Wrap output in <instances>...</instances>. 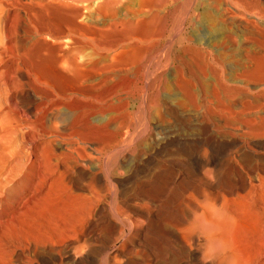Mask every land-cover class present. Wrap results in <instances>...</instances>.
Instances as JSON below:
<instances>
[{
	"label": "rangeland",
	"instance_id": "1",
	"mask_svg": "<svg viewBox=\"0 0 264 264\" xmlns=\"http://www.w3.org/2000/svg\"><path fill=\"white\" fill-rule=\"evenodd\" d=\"M205 1H206L207 5L209 4L208 6H206L207 10L211 11L213 14L217 15V17H218L217 21L213 22V25L210 24L211 17L207 16L206 18H202V14H201L202 8L199 7L200 5L199 6L197 5V3L199 4L198 0H155V1L154 0H150V1L149 0H0V144H2V145H0V147L5 146L6 145L5 142L8 143L10 141L8 143V145L9 144L11 145V143L17 144V143H21L24 140V138H25L24 132L27 131V128L26 127H24V128L20 127L19 129H17L19 127V123L21 124V121H23V122L27 121L28 122V123L26 122L27 124H29V122H30V124H33V127L39 128L41 126V120L46 116H47V118H45L46 121L44 119L45 126L49 127L51 130H53V132L56 131V128H61V131L63 132L62 134H65V135L61 136L60 138H58V140L56 139L57 136L56 137L55 136L50 137L49 139H52V140L54 139V140H57V141L62 142V143H67V142L73 141L74 139H75L74 141H76L79 138L80 139L79 142L84 141L83 143H85L88 141H94L96 143L97 142L99 143V144H97L98 146H101L103 144V142L105 140H107L108 137H106V136L109 135V134H107V135L102 134V132H107V133L111 132V126L107 124L106 120H108L110 118L112 120L114 119V121H115V118H117V116H118V118L116 119V124H115V122H113V124L118 129L116 132H118L120 135H123V133H121V132L124 131L125 135H123L122 137H119L118 136L119 134L118 133L116 134L117 138L119 137L120 141H119V139H117L114 136V134L110 133V134H112V136L109 135L110 145L113 146L112 144L117 143L118 146H115L112 148L109 145V142L107 140V141H105L107 144L104 142L105 145L104 146L102 145V148H104V151L102 150L101 154H96L97 152H95V154H94V152L92 151V148H91L93 146H87V148L90 149L89 152H90L91 156L93 158H95L94 155L95 156L97 155L98 158L96 156V159L98 161L103 159L104 160L103 163H106V164L104 165L102 163V160L99 161V162H101V164L100 163L99 164L103 167L105 166L104 168L106 171H107V168L110 167L111 164H114L115 160H117V158H119V157L120 158L117 161L122 160L123 157H127L126 159L124 158L122 160L125 163V164L123 163V165L125 167H127L130 165V163H128L129 158L135 157L134 161L139 160L142 156V152H143V155H148L149 149L152 147H155L157 145V142L161 139L160 136H162V138H164V139L167 138L166 140H168V141H165V143L167 144L169 151L167 150L166 154L168 156L166 155L164 157L165 160H163L164 165H166V166H164L165 169H164L162 175H166V176L168 175L166 178H171L175 174H178V179L176 180L175 185L172 187H176L177 185L178 186L176 187L177 188L176 190H175V188H172L173 192H171V195L176 194L175 192L180 193V190L178 188L180 186H182V187H180L181 190L189 188V187L193 188L195 186H198L197 192H199L200 194L198 193L197 196L203 195V193H205V194L207 193L208 196H212V195H215L214 191H216V190L219 191L218 189L222 188V186H226L227 185L226 183H231L235 180V178H237L236 174H238V173H237V170L235 169L236 168L235 165H237V167L240 165V167H242V168L245 166H247L249 168H251L253 166L255 167L256 164L258 166H260L261 165L260 160L262 161L261 155H260L261 157L259 156L261 158L260 159L259 157H257L258 155L254 156V157H251V156L248 157L247 154L242 153V152L246 151L245 149H247L248 145L250 146V143H247L249 138L246 136V133L248 132L249 128L248 127L246 128V124L241 123V122H244L247 119H250V117H251V119H254V121L256 122L257 121V117H256L257 114L256 113H258V116H259L258 120L259 121H257V122H259L260 125L258 123H254V125H252V128L255 126V124H258V125H256L255 129L256 128L260 129L262 126L261 125L262 121L260 120V113H259V110L255 107V105L259 102L260 98L262 96H264V92H262V90H261V89H264V87H260L261 83H256L255 79H257L256 76L258 73H264V71H262L264 69H261L262 67H260V68H257V69H259L258 71H257V69L253 71V68H251V71H253V74H254V72H256L257 74L255 73L253 75L252 72H250L252 74V75L250 74L252 76V78L250 75H248V77L246 78L247 82L250 80V78L252 80L253 77H255L253 79L254 83H253V80L252 81L250 80V84H247V85L241 81H232L231 82L230 80H228L229 78H227V77H229L232 74V71L234 70L232 67L230 68V66L226 67L228 65L225 66L227 69L225 67L223 69V71L226 69V71H224L225 75H222V76L220 75L221 74V68L219 67L218 63H216L217 61H215V59L217 58V56L220 52H223L222 50L227 49L225 45L221 44V42L223 43V40L224 41L226 40L225 36H227L229 34L228 30L231 29V25H230L231 21H232L231 24H233L234 20H235L236 24L238 23V25H239L237 28L240 30V32L239 33L237 32V34H238V36L239 35H241V36H239V37L237 36L238 39L241 40L244 31H242L243 28H239V27H242V26H240V22L238 21L239 19H237V18L231 19L233 17L232 14L229 13V11H227L228 9L232 10V8L230 6H228L229 4H227V2H229V1H227V2L223 1L224 3L222 5H219V6L216 5V7H215V2H212L211 0H210V2H209V0L208 1L205 0ZM97 4H98V6L100 4L102 5V7L100 5L101 10L96 9ZM197 6H198V8H197ZM222 9H224V10H222ZM225 9L228 13H226ZM222 11H224V13ZM77 12L79 13V16H80L78 18L76 17V16H78ZM219 18L220 19L223 18L224 20L222 19V21H221V20H219ZM21 21H22V23H21ZM75 21H77V22L75 23ZM78 22L81 23V26L79 25ZM76 24H78V26H80L81 28H83L82 26H84L86 31H85V29L79 30L80 27L78 29L77 28L78 26L77 27L73 26ZM138 24H139V26H138ZM212 26H214V27H212ZM87 28H88V30L90 29V32L87 30ZM98 28H99V30H98ZM77 29L79 30V33H78ZM75 30H76V32H75ZM93 30H94V32H92ZM80 31L85 32L86 33V34L84 33L85 36L87 35L86 37H89V38H86V40H84L85 39L84 36L81 37V34H83V33ZM95 31H97L101 37ZM100 32H101V34H100ZM96 34H97V36L94 37ZM73 35H74V37H73ZM76 35L78 37L80 36V39L77 38ZM70 37H72V38H70ZM81 38H83L84 41H82ZM70 39H74L76 41V43L81 41L82 43L79 42V44H81V46L83 45V47H81L79 44H77L75 46V41L74 40L70 41ZM77 39H79V41H77ZM90 40H93V42ZM94 40H96V41H94ZM72 41H74V44L72 43ZM86 41H87V43H85ZM68 43H70L72 47H73V45L75 47L72 48L69 45L70 48H68L69 46L68 47L65 46V45H68ZM92 43H95V44L100 43V44L95 45ZM258 44H259V46H261V48H264V41L261 40L260 43H257V45ZM87 45H89V46L87 47ZM92 46H94V47H92ZM76 47L79 48L80 51H79V49L76 50ZM97 47L101 48V49L99 48V50L102 54V62H103L102 66H103V70H104V74L102 75L103 85L99 86L100 84H102V82L100 81L101 83L99 82L100 84L98 85L99 89H97L98 87L96 86V84H98V83H96V84L94 83L96 81H94L91 77L89 78L88 75L87 76L84 75L86 72L83 73V71H81L82 74H80V75L75 74L76 70H75V72H73V69L75 68L74 66L76 64L79 63V65H80V63H85L87 59H88L87 61H89L90 57H91V59H90L91 61L94 60V56L92 54H94L93 51H95V49ZM71 48H72V50L75 49L73 51V53H75L74 55H73V53L72 54L70 53V52H72ZM81 48H86V49H83V51H84L83 52ZM221 48H222V50H221ZM66 49L70 50V52H68ZM64 53H67V55L70 56L69 57L65 54L68 57V60L70 58H72V60H69V62H68L69 64L65 61V59L67 60V57L65 56L63 58ZM76 53H78V56H75V55H77ZM89 53H90V55L93 56V58H92V56L85 55V54H89ZM79 55H81V56H79ZM212 55H214V56H212ZM72 56L73 57L75 56V58H73ZM82 56H84V57H82ZM85 56L86 57L88 56V57L86 58ZM114 56H116V57H114ZM76 58H77V60L78 59H80V60L78 61V63H75V65L72 66L74 68H70L71 67L70 65L73 62V60H74V62L75 61L77 62V60H75ZM83 58H85V59H83ZM62 60L65 61L64 63L66 65L63 63ZM17 62H18V66H15V63L17 64ZM67 64L69 65V69L67 67L68 66ZM17 67H19V69L26 76V78L28 80L27 83L28 84L30 83L29 84L30 89L32 88L31 86H34L31 89V91L35 89L36 91H34V92L37 93L36 88L39 86L38 92H41L40 94L39 93L36 94L37 97L35 96V93L32 92L35 96L34 98H36V101H37L36 106L39 105L41 102L42 103H41L40 107L37 106V109H35L36 106L34 105L35 106L34 110L33 109H32V111L30 110L31 114L29 113L28 110H26L27 108H29L28 105H30L29 103H31V102H30V97L27 95V93L24 92V89H23L24 87L23 88L20 87L18 89L16 88L17 90L14 89L15 87H18V85L20 86V84L17 83L18 82L17 79L19 78V72L17 70ZM229 68H230V70H229ZM70 69H72V71H70ZM218 70H219V72H218ZM68 71H70L71 73H69ZM215 72L219 75L217 76V74ZM72 73H73V75L75 74L74 76H76V77L77 76H79V78L81 77L80 81H78L79 80L78 77H77L78 78L77 79L73 75H71ZM215 74L217 76L216 79H215V77H216ZM81 75H84V76H81ZM223 76L224 77L226 76L225 79ZM82 77H83V79L85 77V81H83ZM220 77L222 78V80ZM86 78H88V79L86 80ZM226 78H227V80H226ZM15 79H16V81H15ZM89 79H91V80H89ZM217 79H218V83L216 82ZM10 80H13L14 85L17 83L16 84L17 86L11 87L12 82ZM88 80L93 81V82H87ZM223 80H224V82H222ZM225 80H226V83H225ZM227 81H229V82H227ZM6 82L9 84L11 83V85H7ZM214 82H216V83H214ZM31 83H33V84H31ZM76 83H78V84H76ZM85 83H86V85H84ZM92 83H94V84H92ZM219 83H220V85H218ZM239 83H241V84H239ZM35 84H37V85H35ZM79 84H80V86H82V85H84L86 87L88 86L87 88H89V90H87V91L83 90L82 87L79 86ZM90 84L93 86L95 85L94 86L95 88L97 87L96 92H95L96 89L93 88ZM215 84H217V85H215ZM224 85H225V87L229 88V93L231 92L232 94L231 93L227 94L228 91H227V88L223 87ZM199 86H200V88H199ZM216 86L218 89H216ZM244 86L247 87V89ZM261 86H264V85H261ZM10 87L13 89H11ZM86 87H83V88L85 89ZM236 87L237 88L239 87L243 90L240 92V89H238V90L234 89ZM78 88L81 89L82 91L77 90ZM224 88H225V91H227L226 94H225ZM254 88H256V89H254ZM19 89H21V91ZM39 89H41L43 92L40 91ZM90 89H92V90H90ZM202 89L204 91V94H203ZM257 89L260 93H258ZM74 90L78 91V92L75 91L77 94L74 92ZM236 90L238 92H236ZM22 91H23V93H22ZM83 91H86V92H83ZM89 91H90V93H89ZM97 93L98 94L100 93L98 95L100 97L97 96ZM41 94L43 97L40 96ZM155 94H157V95H155ZM92 95L93 96L95 95V97H93ZM206 95H208V96H206ZM258 95L260 96V98ZM26 96H28L27 97V100L29 99L28 102L25 98ZM157 96L159 97V99H157V100L154 99ZM223 96H226V97L230 96L229 97L230 100L228 99V97L224 98ZM257 96H258V98H257ZM44 97H46L45 100L43 99ZM96 97H98V98H96ZM214 97H216L217 99L219 98L218 102L215 100L216 98H214ZM60 98L63 101V104H62V101L60 102ZM117 98H120V99L122 98L121 99L122 101H120V99H118L116 101ZM38 99H40L41 102L38 101ZM49 99H51L53 104L50 103L51 101ZM99 99H102L101 100L102 102L99 101ZM225 99H226V101H225ZM54 100H56V101L54 102ZM147 100H149V101H147ZM154 100H156V101H154ZM158 100L161 102L164 100V102L166 104L165 105L163 102V104L165 106L164 109L167 108V109H165L166 114L164 113L165 112L164 110H163L162 115L160 114L159 111H157L158 110L157 104L159 102ZM46 101H47V103H46ZM98 101H99V103H98ZM103 101L105 103L106 102L107 103L105 104ZM124 101H125V104H123L124 107L119 106L120 103L122 104ZM219 101H220V103H219ZM15 102H17V103H15ZM94 102H96V104ZM151 102H153L154 105H156V106L151 104ZM221 102H222V104H221ZM57 103H59L58 104L59 106L56 105ZM92 103H94V105ZM102 103H104V104L102 105ZM249 103H250V105H249ZM47 104L49 106V109L47 108ZM49 104H52V105H49ZM60 104H62V105L66 104V105H64L66 107H64V106L62 107V105H60ZM109 104L110 105L112 104L111 106L113 108L115 107L117 109V112L113 113L116 110L112 111V109L109 108V107H111ZM147 104H149L150 106L152 105L151 107L153 109L151 110V107ZM239 104L241 106H239ZM43 105H46V106L43 107ZM96 105H97V108H99V109L94 108V107H96ZM145 105L149 106L150 110L148 109L149 107H146ZM51 106L53 107L54 110L51 109L52 108ZM102 106H104L105 109ZM125 106H126V108H125ZM251 106H254V108H253L254 111L256 109L257 110L255 112L254 111L251 112L253 110V109L249 110V108ZM55 107L58 109L62 108V110H64L65 114L60 109L57 111ZM101 107L104 110H106V108H107V110L110 109V111H108V112L106 111V113L109 115H107L106 113L103 115L102 114L98 115L99 113H102V112L104 113L103 110H102V112H100ZM119 107L121 109L120 112H119V110H120ZM65 108H67V109H65ZM145 108L148 109V110H146L148 112L145 111ZM38 109L41 110L42 112L37 111ZM95 109L97 110V112L98 111L99 112L98 113L95 112V114H94ZM45 110H46V112H45ZM48 110H50V111H48ZM155 110L159 113H157V112L155 113ZM22 111H23V113H21ZM54 111L56 112V115L58 114L59 116H55ZM86 111L89 113H92V114L88 115L89 113H87ZM90 111H93V112H90ZM126 111L130 112V114L127 113ZM241 111H243L244 114ZM57 112H59V113H57ZM125 112L127 113V115H131V116H127V119H128V117H130V119L132 118L131 120L130 119L127 120L126 115H125V117H124V115H122L123 113L126 114ZM38 113H39V115H38ZM253 113H254V116L256 117V120H255V117L253 115H250ZM66 114H68V115H66ZM82 114L84 115L85 120L83 119ZM114 114H116V115H114ZM147 114L149 116H147ZM156 114H158V115L160 114V115L158 116ZM60 115H61V118H59ZM63 115H65V116H63ZM85 115H87L88 117ZM143 115L146 117H144ZM154 115L156 118H154ZM25 116H28V117H25ZM80 116H82V118H79ZM95 116L96 117L100 116L99 119L102 117H104V118L106 117V119H105L106 124L104 121H103V123H101L102 120H104V118L100 119V123H95L96 121H94L92 118ZM150 116L152 119L148 120L150 118ZM29 117H30V119H29ZM34 117H36V118H34ZM53 117L55 118L56 121H54L52 119ZM56 117L58 119H56ZM62 117L64 119H66V121ZM67 117H71L70 118L71 121ZM107 117H108V119H107ZM121 117L125 118V119H122ZM239 117H241V118H239ZM244 117H246V120ZM252 117H254V118H252ZM16 118L19 120H17V123H18L17 127L14 128V122H15V126L17 124L15 121ZM21 118L23 120H21ZM31 118H33V119H31ZM77 118H79V119H77ZM86 118L88 119L90 124H92L93 122L95 124L90 125L88 123V121L86 122ZM157 118H159L158 119L159 121H164V122L163 123L158 122ZM161 118H162V120H161ZM163 118H164V120H163ZM145 119L147 122L149 121V123L144 121ZM79 120H83L85 122L84 127H82L83 121L81 122ZM126 120L129 124L126 122L127 125L124 123V126H123L122 122H124ZM156 120H157V122H156ZM18 121H20V122H18ZM31 121H32V123H31ZM36 121H38V123ZM62 121H64V122H62ZM73 121H74V123H73ZM119 121L122 124H118ZM131 121H132V123H131ZM23 122L21 125L24 124ZM67 122H72V123L67 124ZM144 122L146 123V125ZM153 122H154V124H153ZM46 123H48V124H46ZM64 123H66L67 125ZM86 123H88L90 125V126H88V129H86L87 128L86 126L88 125ZM74 124H76V125H74ZM96 124H97V127H94V126H96ZM98 124H102V125L104 124L106 126L105 127H103L104 125L98 126ZM54 125H57V126H54ZM68 125L69 126L71 125V127L69 128ZM79 125L81 126L79 129H81V130H79L77 127ZM121 125L123 126V129L120 128V127H122ZM10 126H13L12 127L13 130L11 129ZM23 126H25V125H23ZM63 126H64V129H62ZM101 126L103 127V130H102ZM118 126L120 129L118 128ZM143 126L144 127L148 126V127H150V129L148 130V127H145L147 129H145V128L143 129ZM89 127H91V129H89ZM141 127L143 130H141ZM21 128L23 129L22 130L23 132L21 131ZM131 128H132V130H131ZM93 129L95 132H97L99 130L100 134L105 136V137L103 136L104 139H102L103 137L99 134V132H98V135H95L97 133L93 132ZM124 129L128 132V135H126L127 132ZM134 129L138 130V131L140 130L141 134L144 135V137H146V138H144L139 132L133 131ZM154 129H155V131H152ZM161 129H163V131L165 133ZM246 129H247V131H245ZM10 130H12V132ZM72 130L73 131L75 130V131L72 132ZM76 130L82 131V132H80V134H79L78 132H76ZM86 130L88 132L87 133V135H88L87 140L85 139L86 136H84L85 138L82 136V135H84L82 133L83 132L85 133ZM91 130H92V133L89 134V132H91ZM119 130H120V132H119ZM157 130L158 131L161 130L160 133L157 132ZM243 130H244V132H243ZM8 131H10V133ZM129 131H131V132H129ZM143 131L145 133H142ZM70 132H71V134H69ZM74 133L76 135L75 137H74ZM77 133H78V135H77ZM129 134H130V136H129ZM135 134H137V136ZM139 134H140V136H138ZM164 134L166 137L164 136ZM15 135H17V136H15ZM85 135H86V133H85ZM90 135H92V139H91ZM70 136H72V137H70ZM11 137H13V138H11ZM93 137H95L94 140H93ZM123 137H124V139H123ZM138 137H139V139H138ZM237 137L238 138L240 137V138L238 139ZM97 138H99V139L101 138V139L98 140ZM135 138L137 139L136 140L137 142L135 141ZM241 138H242V140H240ZM131 139H133V140L131 141ZM244 139H245V141H244ZM101 140H104V141L102 142ZM124 140H126V141H124ZM127 140H128V143H127ZM141 140L142 141L144 140L143 141L144 143ZM256 140H257V142L259 141V139H256ZM57 141L55 143H57ZM132 142L134 144H132ZM148 142L150 144H152V143L153 144L150 146V144ZM3 144H5V145H3ZM125 144L126 145L129 144L130 146L127 145V147H126V146H124ZM148 144L150 147H148ZM240 144H242V145H240ZM243 144H246V145L244 146ZM106 145H108V147ZM228 145H229V147H228ZM121 146H122V149H121ZM132 146H134V147H132ZM223 146H225V147H223ZM209 147H214V148H217L219 150L222 149V152L221 153L218 152L216 154L211 153L208 149ZM147 148H148V150H146ZM189 148L191 149V152H190ZM126 149L127 150L129 149V151H127ZM142 149H145V152L144 151L141 152ZM112 150L113 151L116 150L114 154H113ZM119 150H121L122 152ZM180 150H182V151H180ZM259 150L261 152H259ZM259 150H257L258 153H260V154L264 153V150H261V149H259ZM135 151H136V154L134 153ZM187 151L189 153H187ZM110 152L113 155V159L115 157L114 161H112L113 159H111L112 155H110ZM194 152H195V154H194ZM102 153L105 156L104 155L101 156ZM105 153H107V154H105ZM118 153H119V155H118ZM124 153H125V155H124ZM129 154L130 155L132 154V156L130 157ZM137 154H139V157ZM242 154H244L245 156H242ZM136 155H137V157H136ZM191 155H192V157H190ZM196 155L199 158H197ZM206 155H207V157H206ZM110 156H111V158H110ZM153 156H155V155H153ZM221 156H223V157H221ZM231 156H233L235 159H233V157H231ZM217 157L219 160L217 159ZM224 157H226V158H224ZM246 157L248 159L250 158L249 161ZM211 158H214L217 161L222 162V163H219L220 164L219 166L225 167V169L224 168L220 169L218 167L220 170L216 168L215 169L216 171L215 170L212 171V172L217 173V174H215V173L210 172L212 169L211 166H207V167L203 166V168L200 171L201 174L202 173H203V175L206 174V177H203L198 172H196L197 170H195V167L199 165L198 166V168H199L201 166V164H200L201 161H206L205 159L210 160ZM251 158H252V160H251ZM106 159H107V161H105ZM228 159L230 160V162H228L229 161ZM240 159H243L246 162V165H243V163L241 162ZM197 160L198 161L201 160V161L199 163H197L196 162ZM234 160L235 161L240 160V162H235ZM126 161H127V163H126ZM225 161H226V163H225ZM262 162H264V161H262ZM109 163H110V165H109ZM224 163H225V165H224ZM238 163H240V164H238ZM252 163L254 165H252ZM187 165H188V167H186ZM106 166H107V168H106ZM231 166H232V168H231ZM103 167H101L102 170L104 169ZM208 167H209V169H208ZM233 167H235V168H233ZM190 168H192V169L190 170ZM122 169L124 171V167H122ZM187 169H189V173H188ZM227 169L229 170V172ZM105 170H104V173L102 172V176L105 175V173H106ZM243 170H245V168ZM171 171L174 173L173 174L170 173ZM222 171H224V172H222ZM120 172H122V171H120ZM220 172H222V173H220ZM179 173H180V175H179ZM196 173H198L200 176H197ZM233 173H235V174H233ZM213 174H215V175L213 176ZM169 175L171 177H169ZM207 175H210V176L208 177ZM136 176H137L136 177L137 180L135 181V183H136L135 185L137 186L138 192H140V190L142 188V186H140L141 183L145 184V182L149 181L148 186L150 187V184H151L150 190L152 192H154V194H155L157 192L161 182L163 181L161 179V175H159V174L158 175L152 174L149 176L150 178L148 177L149 179L146 178V180H145V178H141V176L138 173H136ZM138 176H140V177H138ZM193 176H195V177L197 176V177L196 178L194 177V179H193ZM212 176H213V178H211ZM225 176H230V177H226L227 178L226 179ZM152 177H154L153 180H151ZM191 178H192V180H194V182L192 180H189ZM201 178H202V181L205 178L204 183L201 182ZM206 178L209 182L206 181ZM218 178H220V179H218ZM230 178H232V180ZM211 179L213 181H211ZM216 179H218L220 182H223V183L222 184L220 183L219 187H215V186H214V188L210 187V184L212 182L214 183L216 181ZM222 179L226 180V181L224 182ZM150 181H152V182H150ZM184 181H186V182H184ZM197 181H198V184L195 183ZM199 181L201 182L200 184H199ZM201 184L208 185V189H207L206 185H204L205 188L207 189V192H206V189L203 188L204 186ZM157 185H158V187H157ZM184 187H186V188H184ZM195 188H197V187H195ZM203 190H205V191H203ZM210 193H211V195H210ZM168 211H165V213H166V214H164L165 217L161 213L163 218H166L167 216H169V214H170L169 218L170 217L173 218L174 215H175V217L176 216L180 217V212L178 213L177 210H176L177 212H175V209H173V211L171 209ZM128 221H129V219H126V220L124 218L122 219V224L124 225V228L125 227H127V228H125V229L123 228L124 233L122 232L123 235L121 234L116 242H112V241L109 242V241L103 240V238L101 237V232H100L102 227L96 228V230L100 233L98 234V232L95 230L96 234L94 233L95 235L93 234L91 236L92 238L90 237V240H89L90 246H91V250H90L91 255L90 256H91V261L93 264H103L104 263L103 262L104 256L107 255V251H108V255L114 256L117 254L116 250L121 248L119 246L124 245L126 242L127 243L125 245H127V248L126 249L123 248V254L124 255L119 254L120 256H119V258H117L118 262L120 261L119 263H123V261H125V259L127 260L128 258H130V260L128 259V262H130V264L131 263L132 264L133 263L144 264V260L142 259V257H144V254H145V256H147L146 253H148V255H149V256H147L148 258L151 257L150 258L151 260L158 259V260L163 261V263L165 262V264H170V263L176 264V263H178V260L176 261V258L174 257L176 255V253H178L176 255V257L178 259H181L182 256L184 257L185 253L182 252L177 247L176 244H174V245L172 244L174 242H172V239L169 235L165 236V237H161V239L163 238L162 242L165 243L163 245L164 248H165V245L168 243V246L166 247L167 249H165V250H166V253L168 251L167 254L170 255V256L168 255L169 258L167 257L165 250H163V248L161 249L162 251L160 250L158 252L157 251L153 252L154 250L152 249L153 248L152 244H150L151 242L149 240H147L145 238V236L143 237L142 231L135 230L137 232H135V231L129 232L130 228H129V224H127V223H129ZM118 222H120V221H118ZM164 223H167V226H168V221H166L165 219H164ZM131 234H132V236H131ZM96 235H98V237ZM160 235L161 234H159L158 237ZM132 237H133V240H132ZM142 237L144 238L145 241H143ZM148 237H149V235H148ZM99 238H101V239H99ZM128 238H130L129 240H131L132 242L127 240ZM135 238H136V240H135ZM137 238L139 241H137ZM140 238H142V239H140ZM101 240H102V243H101ZM166 240L168 241L167 243L165 242ZM89 242H88V244H89ZM129 242H131V243H129ZM141 242H143L142 243L143 245L141 244ZM147 242H150L149 243L150 245ZM99 243H101L100 245H102V247H100ZM122 243H124V244H122ZM128 244L130 246H128ZM76 245H74V246H76ZM137 245H139V246H137ZM74 246L72 245L71 247H74ZM103 246H105V247H103ZM140 246L143 248H141ZM148 246L150 247V249ZM92 247H94V248H92ZM98 247L101 248V250ZM122 247H124V246H122ZM170 248L172 249V251ZM173 248L174 249L177 248L176 250H179L180 254H179V251L178 252L176 250L174 251ZM145 249H147V250H145ZM141 251H142V253H141ZM170 251H171V253H170ZM149 252H151V253H149ZM163 252H164V254H162ZM181 252H182V256H180ZM62 253L63 252L61 251L60 254H62ZM160 253H161V255H160ZM158 255H160V256H158ZM172 255H174V256H172ZM157 256H158V258H157ZM63 257H64V255H63ZM152 257H153V259H152ZM166 257H167V259H166ZM170 257L171 258L174 257L175 259L173 258L171 260ZM139 258H140V260H139ZM164 259L166 261H169V263L164 261ZM140 261H142V262H140ZM128 262H124V263L127 264Z\"/></svg>",
	"mask_w": 264,
	"mask_h": 264
},
{
	"label": "bare ground",
	"instance_id": "2",
	"mask_svg": "<svg viewBox=\"0 0 264 264\" xmlns=\"http://www.w3.org/2000/svg\"><path fill=\"white\" fill-rule=\"evenodd\" d=\"M211 1L215 2V7H216V5H218V6L222 5L224 3L223 1H226V2L229 1V2H227V4H229L228 6H230L232 8V10L228 9L227 11H229V13L232 14L233 17L231 16L232 17L231 19H233V18L239 19L238 21L240 22V26H242L239 28H243L242 31H244L241 40L238 39L237 38V36H238L237 32L239 33L240 30L237 27L239 25H238V23L236 24L235 20H234L233 24H231L232 23V21H231V23H230L231 29L228 30L229 34L227 36H225V38H226L225 41L227 43L223 39H222L223 43L221 42V44L225 45L227 49L222 50V48H221V50L223 52H220V53L218 52L219 53L218 56L215 54L217 56V58H216L217 60L213 57L215 59V61H217L216 63H218L219 67L221 68V74L220 75L221 76L225 75L224 71H226V69H227L226 67L230 66V68L232 67L234 70L232 71V74L229 77H227V78H229L228 80H230L231 82L232 81H241V82L245 83L246 85L250 84V80L252 78L251 75L253 74V71L256 70L257 68H260V67H262L261 69H264V48H261V46H259V44L257 45V43H260L261 40L264 41V0H211ZM198 2H199V4L197 3V5L198 6L200 5L199 7L202 8L201 9L202 18H206L207 16L211 17L210 24L213 25V22L217 21V19H218L217 15H215L211 11L207 10L206 6H208L209 4L207 5L205 0H198ZM209 2H210V0H209ZM98 4L96 6L97 10L100 9V5H101L100 4L98 6ZM198 6H197V8H198ZM101 7H102V5H101ZM226 9H225V11H226ZM222 10H224V9H222ZM227 11H226V13H228ZM222 12L224 13V11H222ZM76 17L77 18L80 17L79 13H78V16H76ZM222 19L223 18H221V19L219 18V20H221V21H222ZM76 22L77 21H75V23ZM21 23H22V21H21ZM79 25L81 26V23H79ZM73 26L77 27L78 24L73 25ZM80 26H78L77 28L79 29ZM138 26H139V24H138ZM82 27L83 28L80 27L79 30L85 29L84 26H82ZM212 27H214V26H212ZM99 28H98V30H99ZM79 30H78V33H79ZM87 30H88V28H87ZM94 30L92 32H94ZM85 31H86V29H85ZM88 31L90 32V29ZM97 31H95V32L99 35V33ZM75 32H76V30H75ZM80 32L83 33V34H81V37L84 36V38H85L84 40H86V38H89V37H86L87 35L85 36V34H86L85 32H83V31H80ZM97 34L95 36L94 35L93 36L96 37ZM100 34H101V32H100ZM239 36H241V35H239ZM73 37H74V35H73ZM70 38H72V37H70ZM77 38L80 39V36L79 37L77 36ZM79 39H77V41H79ZM81 39H82V41H84L83 38H81ZM71 40H74V39H70V41ZM74 41H72L73 44H74ZM90 41L93 42V40H90ZM94 41H96V40H94ZM79 42H81V41H79ZM79 42L76 43V41H75V46L77 44H79ZM70 43H68V45H65V46H67V47L69 45L71 46L72 43L71 44ZM85 43H87V41ZM95 43H92V44H95ZM97 44L99 45L100 43H97ZM97 44H95V45H97ZM79 45L81 46V44H79ZM70 46L68 48H70ZM75 46L73 45V47H75ZM88 46L89 45H87V47ZM81 47H83V45ZM92 47H94V46H92ZM72 48H71V50H72ZM99 48L100 47H97L95 49V51H93L94 52V54H92L94 56V60L92 59L93 61L90 60L91 59V57H90L89 61H87L88 60L87 59L85 63H80V65L78 63V61L80 59L77 60V58L75 59V60H77V62L76 61L74 62V60L72 62L73 64L70 62L71 63L70 68L75 67L73 69V72H75V70H76L75 74L80 75V74H82L81 71H83V73L86 72L84 75H86V76L88 75L89 78L91 77L94 81H96L94 83L95 84L98 83V84H96L97 87L103 81L102 75L104 74V70H103V66H102L103 65L102 64L103 63L102 62V54H101ZM77 49H79V48L76 47V50ZM81 49L83 51V49H86V48H81ZM74 50L75 49H73L72 52H70V50H67V51L72 54ZM79 51H80V49H79ZM67 53H64L63 58L67 55ZM74 54L75 53H73V55ZM76 54L77 55H75V56H78V53H76ZM85 55L92 56V55H90V53L85 54ZM67 56H69V55H67ZM75 56L74 57L72 56V57L75 58ZM79 56H81V55H79ZM93 56H92V58H93ZM212 56H214V55H212ZM82 57H84V56H82ZM114 57H116V56H114ZM83 59H85V58H83ZM67 60H68V57H67ZM67 60L65 59V61L68 63L69 60H72V58H70L68 61ZM62 61H63V63L65 62L64 60H62ZM75 63H78V64L75 65ZM226 65H228V66H226ZM15 66H18V62H17V64L15 63ZM72 66H74V67H72ZM67 67L69 69V65ZM224 67L226 69L223 71ZM230 68H229V70H230ZM251 68H253V71H251ZM17 70L19 72V78L17 79L18 80L17 83L20 84V86L18 85V87H15V86H17L16 85L17 83L14 85L13 80H10L12 82V85H11V83L9 84L7 82H6V84L11 85V87H15L14 89L24 87L23 88L24 92L27 93V95L30 97L31 103H29L30 105L27 104L29 106V108L26 109L30 113V110L31 111H32V109L34 110V107L36 106L37 101H36V98H34V97L35 96L37 97L36 94L37 93L40 94L41 92H38L39 86L36 88L37 93L34 92V91H36L35 89L31 91V89L34 86H31L32 88L30 89V85H29L30 83L29 84L27 83L28 80H27L26 76L24 75V73L19 69V67H17ZM219 70H218V72H219ZM258 70L259 69H257V71ZM70 71H72V69H70ZM70 71H68V72L71 73ZM262 71H264V70H262ZM250 72H252V74ZM255 73L256 72H254V74ZM216 74H215V76H216ZM71 75H73V73ZM84 75H81V76H84ZM218 75L219 74H217V76ZM248 75L251 76V78L249 77L250 78V80L248 81L249 83L247 82V79H246L248 77ZM217 76L215 77V79L217 78ZM74 77L79 78V76H77V77L74 76ZM85 77H84V79L82 77L83 81H85ZM225 77H224V79H225ZM80 78L78 81H80ZM227 78H226V80H227ZM254 78L255 77H253V79ZM256 78H257V79H255L256 83H261V85H264V73H258ZM87 79L88 78H86V80ZM89 80H91V79H89ZM89 80L87 82H93V81H89ZM221 80H222V78H221ZM226 80H225V83H226ZM15 81H16V79H15ZM216 82L218 83V79ZM216 82H214V83H216ZM222 82H224V80ZM227 82H229V81H227ZM94 83H92V84H94ZM253 83H254V80H253ZM31 84H33V83H31ZM76 84H78V83H76ZM239 84H241V83H239ZM35 85H37V84H35ZM84 85H86V83ZM84 85L80 86V84H79V86L82 87L83 90H86V91L89 90V88H87L88 86L86 87ZM101 85H103V82L99 86H101ZM215 85H217V84H215ZM218 85H220V83ZM261 85H260V87H264ZM91 86L93 88H95L94 87L95 85L94 86L91 85ZM83 87H86V88L84 89ZM223 87H225V85ZM199 88H200V86H199ZM225 88H227V87H225ZM225 88H224V91H225ZM245 88L247 89V87H245ZM11 89H13V88H11ZM97 89H99V87ZM97 89L95 90V92L97 91ZM216 89H218L217 86H216ZM234 89H237V90L240 89V92L243 90L239 87L238 88L236 87ZM254 89H256V88H254ZM258 89H257V91H258ZM19 90L21 91V89H19ZM39 90L42 91L41 89H39ZM77 90H81V89L78 88ZM90 90H92V89H90ZM237 90H236V92H238ZM261 90H262V92H264V89H261ZM75 91L76 90H74V92ZM86 91H83V92H86ZM202 91H203V89H202ZM227 91H228V93H227ZM227 91H225V94L231 93V92L229 93V88H227ZM32 92L35 93V96ZM76 92H78V91H76ZM22 93H23V91H22ZM89 93H90V91H89ZM258 93H260V92L258 91ZM99 94L97 93V96ZM203 94H204V91H203ZM155 95H157V94H155ZM28 96L25 97L26 100H27ZM40 96H42V94ZM206 96H208V95H206ZM258 96H257V98H258ZM93 97H95V95ZM98 97H100V96H98ZM98 97H96V98H98ZM157 97L154 99H156V100L159 99V97L158 98ZM223 97L225 98L226 96H223ZM229 97H228V99H229ZM45 98L46 97H44L43 99L45 100ZM214 98H216V97H214ZM259 98H260V96H259ZM118 99H120V98H117L116 101ZM121 99H120V101H122ZM218 99L216 98L215 100L218 102ZM28 100H27V102H28ZM49 100L51 101V99H49ZM101 100L102 99H99V101H101ZM156 100H154V101H156ZM38 101H40V99H38ZM55 101L56 100H54V102ZM61 101L62 100L60 98V102ZM99 101H98V103H99ZM125 101L122 104L119 102L120 103L119 106L124 107L123 104H125ZM147 101H149V100H147ZM225 101H226V99H225ZM96 102H94V103L96 104ZM163 102H164V100L162 102L159 101L158 104L156 103L157 107H158L157 111H159L161 115L163 114V110L165 111V109H167V108L164 109L165 102H164V104H163ZM15 103H17V102H15ZM41 103L37 106L40 107ZM46 103H47V101H46ZM50 103L53 104L52 101ZM94 103H92V104L94 105ZM104 103H102V105ZM219 103H220V101H219ZM52 104H49V105H52ZM58 104L59 103H57L56 105H58ZM62 104H63V101H62ZM62 104H60V105H62ZM149 104H147V105H149ZM151 104L154 105L153 102H151ZM221 104H222V102H221ZM64 105H66V104H64ZM64 105H62V107ZM147 105H145V106L146 107L150 106V105L149 106H147ZM249 105H250V103H249ZM37 106L35 107V109H37ZM45 106L46 105H43V107H45ZM126 106H125V108H126ZM154 106H156V105H154ZM239 106H241V105L239 104ZM64 107H66V106H64ZM102 107L104 108V106H102ZM102 107L100 108L101 109L100 112H102V110H103L104 113L102 112V113H99L98 115H100V114L103 115L106 113V111L107 112L110 111V109L107 110V108H106V110H104L105 108L102 109ZM150 107L148 108L149 110H150ZM251 107L249 108V110L254 108V106H251ZM255 107L259 110L260 120L262 121L261 122L262 126H261V128L258 126L260 129H258V128L255 129L256 125L259 124V122H257V121H259L258 120V117H259L258 113H256L257 114V116H256L257 121L256 122L254 121V119H251V117H250V119H247V120H246V117H244L246 121H244L243 119L242 120L244 122L240 121L241 123L246 124V128L247 127L249 128L248 132L246 133V136L249 138V140H248V142L247 141L246 142L250 143V146L248 145L247 149H245L246 151L242 152V153L247 154L248 157L249 156L254 157L256 155H258L257 157H259L261 155L262 157L261 156L260 157L262 158V161H264V153L260 154L257 151L259 149L264 150V96H262L260 98L259 102L255 105ZM47 108L49 109L48 104H47ZM67 108H65V109H67ZM94 108H97V105ZM109 108H111L112 111L116 110L113 113L117 112V109L115 107H114L115 109L112 106ZM51 109H53V107ZM59 109L56 108L57 111ZM97 109H99V108H97ZM119 109H120V107H119ZM148 109L145 108V111ZM152 109L153 108L151 107V110ZM50 110H48V111H50ZM60 110H62V108ZM37 111H41V110L38 109ZM120 111H121V109L119 110V112ZM157 111L155 110V113ZM243 111H241V112L243 113ZM253 111H254V109L251 112H253ZM45 112H46V110H45ZM62 112H64V110H62ZM90 112H93V111H90ZM95 112H97L96 109L94 111V114H95ZM146 112H148V111H146ZM159 112H157V113H159ZM21 113H23V111ZM39 113H38V115H39ZM57 113H59V112H57ZM87 113H89V112H87ZM127 113L130 114V112H127ZM127 113L126 114L121 113V114L124 115V117L126 115V119H127V116H131V115H127ZM164 113L166 114V111ZM64 114H65V112H64ZM91 114L92 113H89L88 115H91ZM116 114H114V115H116ZM148 114H147V116H149ZM66 115H68V114H66ZM107 115H109V114H107ZM156 115H158V114H156ZM250 115L254 116V113L250 114ZM55 116H59V115L58 114L56 115V112H55ZM63 116H65V115H63ZM85 116H87V115H85ZM25 117H28V116H25ZM30 117H29V119H30ZM54 117L52 119L54 121H56ZM99 117L100 116L92 117L93 120L96 121L95 123H100V119L104 118V117H102L99 119ZM108 117H107V119H108ZM144 117H146V116H144ZM254 117H252V118H254ZM256 117H255V120H256ZM34 118H36V117H34ZM45 118H47V116L41 120V126L39 128L33 127V124H30V122H29V124H27L28 123L27 121H25V122L21 121V120H23L21 118V120H20L21 124L23 122L24 123L23 125H25V126H23L19 123V127L17 129H19L20 127H22V128L26 127L27 128V131L24 132L25 133L24 134V137H25L24 140L21 143H17V144L11 143V145L10 144L8 145V143L10 141L8 143L5 142L6 145L3 144L5 146L0 147V156H1L0 157V264H93L91 261V256H90L91 255V252H90L91 246H90V242H89L90 237L95 233L96 228L102 227L100 232H101V237L103 238V240L109 241V242H111V241L116 242L117 239L119 238V236L122 234V232L124 233V231H123L124 225L122 224L123 218L125 220L129 219V221H128L129 223H127V224H129V228H130L129 232H133L135 230L142 231L143 237L145 236V238L151 242V243L150 242H147V243L152 244L153 248L152 247L151 248L154 250L153 252H155V251L158 252L162 248H163V250L167 249L166 247L168 246V243H167L168 241L167 240L165 241L167 244L165 245V248H164L163 245L165 243L162 242L163 238L161 239V237H165V236L169 235L172 239V242H174L172 244L173 245L176 244L177 247L182 252L185 253V255L183 254L184 255V257H183L182 252H181V255H180V256H182L181 259H178L176 257V255L178 254L176 252H175L176 255L174 254L175 256L172 255L176 258V261L178 260V263H176V264H264V162H262L260 160V162H261L260 166H258L256 164L255 167L253 166L251 168H249L247 166L242 168V167H240V165L238 167H237V165H235L236 168L235 167H233V168H235L237 170V173H238V174H236L237 178H235V180L231 183H226L227 184L226 186L221 185L222 188L218 189L219 191H217L215 189L216 190V191H214L215 195L208 196L207 193H206L207 195L205 193H203V195L197 196L199 192H197L198 186H195L196 184L194 186L197 188H195V187H193V188L192 187L191 188L190 187L189 188L184 187L186 189H183V190L180 189V187H182V186H180V187H178L180 190V193L175 192L176 194L171 195V192H173L172 188H175V190L177 189L176 187L178 185L176 187H172V186L175 185L176 180L178 179V174H175L172 177L169 175V177H171V178H166L168 175L167 176L162 175L163 171L165 169L164 166H166V165H164L163 160H165L164 157L167 155L166 153L168 150V146L165 143V141H168V140H166L167 138L164 139V138H162V136H160L161 139L157 142V145L155 147H152L149 149L148 155H143L142 151L145 152V149H142L141 150L142 156L137 161L136 160L134 161L135 157H133V158L131 157L133 154L131 152L132 154L131 155L129 154V156L131 158H129V162H128V163H130V165L127 167H125L123 165L124 161H122L124 158L126 159L127 157H123V159L121 158L122 160L117 161L120 157L117 158V160H115V157L113 159V155L111 154V152L113 151L112 150L110 152V155H112V158H111V156H110V158L113 159L112 161L115 160V162H114V164H111V165L109 163L110 167L107 168V166H106V168H107V171H106L104 168L105 166L104 167L101 166L100 165L101 162H99L102 160V163H103L104 160L101 159L98 161L96 159L97 155L96 156L94 155L95 158H93L89 152L90 149L87 148V146H93L91 148H92V151L94 152V154H95V152H97L96 154H101L102 150L104 151V148H102V145L103 146L105 145L104 142L107 140H108V142L110 141L109 135L112 136V134H114V136L117 138L116 134L118 132H116V131L118 129L113 124V122H115V124H116V119L118 118V116H117V118L114 117L115 121H114V119L112 120L110 118L108 120H106L107 124L111 126V132H109V133L102 132V134H106V135L109 134V135L106 136V137H108L107 140H105V141L101 140L102 142L104 141L103 144L101 143L102 145L100 144L101 146H98L97 144H99V143L98 142L96 143L94 141H88L85 143H83L84 141L79 142V140H80L79 138L76 141H74L75 140L74 139L73 141L67 142V143H62V142L57 141L58 138H60L61 136L65 135V134H62L63 132L61 131V128H56V131L53 132V130H51L49 127L45 126V122H44ZM59 118H61V115ZM67 118L70 119L71 117H67ZM79 118H82V116H80ZM79 118H77V119H79ZM154 118H156L155 115H154ZM239 118H241V117H239ZM31 119H33V118H31ZM56 119H58V118L56 117ZM83 119H84V115H83ZM105 119H106V117L104 118V120H102L101 123H103V121H104L106 124ZM122 119H125V118H122ZM128 119H130V117H128ZM150 119H152L151 116L148 120H150ZM158 119L159 118H157V120ZM17 120H19V119H17V118L15 119L16 123H17ZM64 120L66 121V119H64ZM127 120L122 122L123 126H124V123L127 125V123H128ZM157 120H156V122H157ZM161 120H162V118H161ZM163 120H164V118H163ZM20 121H18V122H20ZM45 121H46V119H45ZM70 121H71V119H70ZM79 121L82 122L83 120H79ZM87 121H88V119L86 118V122ZM144 121H146V119ZM36 122L38 123V121H36ZM62 122H64V121H62ZM158 122L163 123L164 121L158 120ZM31 123H32V121H31ZM68 123H72V122H67V124ZM73 123H74V121H73ZM82 123H83L82 127H84L85 122L83 121ZM88 123H89V121H88ZM88 123H86V124H88ZM95 123L93 122L92 124H95ZM122 123H120V121H119L118 124H122ZM131 123H132V121H131ZM147 123H149V121ZM254 123H258V124H255V126L252 128V125H254ZM46 124H48V123H46ZM64 124H66V123H64ZM89 124L87 126L85 125L87 127V128L85 127L86 129H88V126L92 125V124H90V125ZM153 124H154V122H153ZM17 125H18V123L15 126V122H14V128L17 127ZM74 125H76V124H74ZM80 125L77 126L78 129L81 127ZM99 125H102V124H98V126ZM145 125H146V123H145ZM54 126H57V125H54ZM102 126H101V128L103 130V127H105L106 125H104L103 127ZM123 126L120 128L123 129ZM10 127L13 130V128H12L13 126H10ZM70 127H71V125L69 126V128ZM91 127H89V129H91ZM94 127H97V124ZM145 127H148V126H145ZM145 127L143 126V129ZM22 128H21V131L23 130ZM118 128H119V126H118ZM132 128H131V130H132ZM62 129H64V126ZM94 129H93V132H95ZM143 129L141 127V130H143ZM145 129H147V128H145ZM149 129H150V127H148V130ZM12 130H10V131L12 132ZM79 130H81V129H79ZM161 130L163 131V129H161ZM10 131H8V132L10 133ZM74 131L72 130V132H74ZM133 131H137L141 134L140 130L138 131V130L134 129ZM152 131H155V129ZM160 131L157 130V132H159V133H160ZM245 131H247V129ZM76 132H78L80 134V132H82V131L76 130ZM98 132L100 134V131L98 130L97 132H95V133H97L95 135H98ZM119 132H120V130H119ZM129 132H131V131H129ZM243 132H244V130H243ZM78 133H77V135H78ZM85 133H86V135H85ZM85 133L83 132L82 134H84V135H82V136L83 137L86 136V138L85 137L84 138L87 140L88 139L87 138V136H88L87 130ZM91 133H92V130H91V132H89V134H91ZM110 133H112V134H110ZM121 133H123V135H125L124 131ZM142 133H145V132L143 131ZM69 134H71V132ZM102 134H100V135L103 137L104 135H102ZM140 134L138 136H140ZM123 135L119 134L118 136L122 137ZM126 135H128V132ZM135 135L137 136V134H135ZM15 136H17V135H15ZM53 136H55V137L57 136V138H56L57 140L49 139L50 137H53ZM75 136L76 135L74 133V137ZM129 136H130V134H129ZM142 136L144 137V135H142ZM164 136H165V134H164ZM70 137H72V136H70ZM90 137L92 139V135H90ZM104 137L102 139H104ZM119 137L117 139H119ZM11 138H13V137H11ZM94 138L95 137H93V140H94ZM144 138H146V137H144ZM97 139L100 140L101 138L100 139L97 138ZM123 139H124V137H123ZM138 139H139V137H138ZM256 139H259L260 142L259 141L257 142ZM132 140L133 139H131V141ZM136 140L137 139L135 138V141ZM240 140H242V138ZM56 141H57V143H55ZM119 141H120V139H119ZM124 141H126V140H124ZM244 141H245V139H244ZM133 142H132V144L135 143V142L134 143ZM127 143H128V140H127ZM115 144H112L113 146H111L110 142H109V145L112 148L115 146H118L117 143H115ZM149 144H148V147H150L153 143L150 144V146H149ZM0 145H2V144H0ZM127 145H129V144H127ZM127 145L125 144L124 146L127 147ZM240 145H242V144H240ZM243 145L245 146L246 144H243ZM106 146L108 147V145H106ZM132 147H134V146H132ZM223 147H225V146H223ZM228 147H229V145H228ZM121 149H122V146H121ZM208 149L211 153H215V154L218 152H220V153L222 152V149L219 150V149L214 148V147H209ZM146 150H148V148ZM189 150L191 152L190 148H189ZM115 151H113V154L115 153ZM119 151H121V150H119ZM127 151H129V149ZM136 151L134 152L135 154H136ZM180 151H182V150H180ZM188 151H187V153H189ZM259 152H261V151L259 150ZM103 153L101 156L104 155ZM119 153H118V155H119ZM105 154H107V153H105ZM194 154H195V152H194ZM124 155H125V153H124ZM137 155L139 157V154H137ZM137 155H136V157H137ZM153 155H155V156H153ZM242 156H245V155L242 154ZM190 157H192V155ZM206 157H207V155H206ZM218 157H217V159H218ZM221 157H223V156H221ZM231 157H233V156H231ZM97 158H98V156H97ZM197 158H199V157L197 156ZM224 158H226V157H224ZM233 159H235V158L233 157ZM249 159H248V161H249ZM205 160L206 161L200 160L201 162L197 160L196 162L197 163L200 162L201 166L199 168H198L199 165L195 167V170H197L196 172H198L203 177H206V174L203 175V173L202 174L200 173L203 166H206V167L211 166L212 169L210 172H212L216 168L217 169H219V168L225 169V167L219 166L220 165L219 163H222V162H219L214 158H211L210 160H207V159H205ZM240 160L243 163V165H246V162L243 159H240ZM240 160H238V161L234 160V161L240 162ZM251 160H252V158H251ZM105 161H107V159ZM228 162H230V160ZM126 163H127V161H126ZM225 163H226V161H225ZM225 163H224V165H225ZM103 164L105 165L106 163H103ZM238 164H240V163H238ZM252 165H254V164L252 163ZM101 167H103L104 169L102 170ZM122 167H124V171H123ZM186 167H188V165ZM231 168H232V166H231ZM244 168H245V170H243ZM191 169L192 168H190V170ZM208 169H209V167H208ZM104 170L106 171V173L104 176H102V172L104 173ZM187 170L189 173V169H187ZM120 171H122V172H120ZM222 172H224V171H222ZM222 172H220V173H222ZM228 172H229V170H228ZM136 173H138L141 176V178H145V180H146V178H148L152 174L161 175V179L163 181L161 182L157 192L154 194V192H152L150 190L151 184L149 187L148 186L149 181L145 182V184L141 183L140 186H142V188H141L140 192H138L137 186L135 185L136 184L135 181L137 180L136 179V177H137ZM170 173L173 174L174 172L171 171ZM198 173H196L197 176H200ZM212 173H215V172H212ZM215 174H217V173H215ZM215 174H213V176ZM233 174H235V173H233ZM179 175H180V173H179ZM140 176H138V177H140ZM207 176L209 177L210 175H207ZM213 176L211 178H213ZM194 177L195 176H193V179H194ZM226 177H230V176H225V178ZM153 178L154 177H152L151 180H153ZM204 179L202 181V178H201V182L204 183ZM218 179H220V178H218ZM218 179H216V181L214 183L212 182L210 184V187H213V188H214V186L219 187V184L223 183V182H220ZM230 179L232 180V178H230ZM189 180H192V178ZM192 181L194 182V180H192ZM206 181L209 182L207 180V178H206ZM211 181H213V180L211 179ZM223 181L225 182L226 180H223ZM150 182H152V181H150ZM184 182H186V181H184ZM201 182L199 181V184ZM195 183L198 184V181ZM158 185H157V187H158ZM201 185L204 186L206 184H201ZM206 187L208 189V185H206ZM203 188H205V186ZM207 189H206V192H207ZM203 191H205V190H203ZM210 195H211V193H210ZM169 208L172 211H173V209H175V212H177V211H178V213L180 212V217L178 216L179 217L178 218L176 216L177 217L176 218L174 215L175 218L174 217L169 218V216H170V214H169V216H167L166 218H163L164 214H166L165 211L170 210ZM161 213L163 214V216ZM164 219L166 221H168V226H167V223H164ZM118 221H120V222H118ZM125 228H127V227H125ZM100 232H98V234ZM135 232H137V231H135ZM159 234H161V235L158 237ZM148 235H149V237H148ZM96 236L98 237V235H96ZM131 236H132V234H131ZM133 237H132V240H133ZM142 238H140V239H142ZM99 239H101V238H99ZM129 239L130 238H128L127 240H129ZM135 240H136V238H135ZM129 241H131V240H129ZM137 241H139L138 238H137ZM143 241H145L144 238H143ZM88 242H89V244H88ZM131 242H129V243H131ZM101 243H102V240H101ZM101 243H99V245ZM142 243L143 242H141V244ZM122 244H124V243H122ZM125 244L122 245L124 247L119 246L121 248L116 250L117 254L114 256L108 255V251H107V255L105 254L106 256H104V261L102 260L104 262L103 264H125L124 262H128V259L130 260V258H128L127 260L125 259V261H123V263H119L120 261L118 262V259H117L120 256L119 254H123V248L124 249L127 248V245H125ZM72 245L73 246L76 245V246L71 247ZM139 245H137V246H139ZM128 246H130V245L128 244ZM94 247H92V248H94ZM100 247H102V245H100ZM103 247H105V246H103ZM141 248H143V247H141ZM99 249L101 250V248H99ZM149 249H150V247H149ZM176 249H174V251ZM145 250H147V249H145ZM61 251L63 252L62 254H60ZM171 251H172V249H171ZM171 251H170V253H171ZM176 251L178 252L179 250H176ZM141 253H142V251H141ZM149 253H151V252H149ZM165 253H166V250H165ZM167 253H168V251H167ZM167 253H166V255L168 257L169 254H167ZM146 254H147V256H149L148 253H146ZM162 254H164V252ZM179 254H180V251H179ZM63 255H64V257H63ZM160 255H161V253H160ZM160 255H158V256H160ZM147 256H145V254H144V257H142V259L144 260V264H165V262L163 263V261H161V260H158L155 258H154L155 260H151L150 259L151 257L148 258ZM158 256H157V258H158ZM167 257H166V259H167ZM140 258H139V260H140ZM173 258H171V260ZM152 259H153V257H152ZM164 261H166V260L164 259ZM140 262H142V261H140ZM166 262L169 263V261H166ZM128 263L130 264V262H128ZM133 264H135V263H133ZM170 264H172V263H170Z\"/></svg>",
	"mask_w": 264,
	"mask_h": 264
}]
</instances>
